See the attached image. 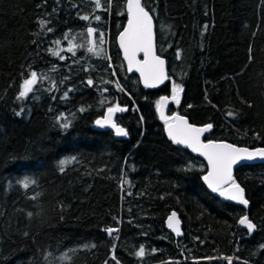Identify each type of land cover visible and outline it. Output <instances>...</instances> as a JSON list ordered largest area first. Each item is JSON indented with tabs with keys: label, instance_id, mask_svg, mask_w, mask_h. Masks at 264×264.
<instances>
[{
	"label": "trees",
	"instance_id": "16d2710c",
	"mask_svg": "<svg viewBox=\"0 0 264 264\" xmlns=\"http://www.w3.org/2000/svg\"><path fill=\"white\" fill-rule=\"evenodd\" d=\"M124 1L0 0V264H264V163L233 172L246 209L224 201L156 114L165 94L167 115L212 125L204 140L264 147V0H141L167 72L155 90L121 60ZM32 71L45 78L17 100ZM116 105L128 136L91 128Z\"/></svg>",
	"mask_w": 264,
	"mask_h": 264
},
{
	"label": "snow or ice",
	"instance_id": "6c2138e0",
	"mask_svg": "<svg viewBox=\"0 0 264 264\" xmlns=\"http://www.w3.org/2000/svg\"><path fill=\"white\" fill-rule=\"evenodd\" d=\"M107 4H111V0H105ZM97 8H100L101 0H95ZM126 8L128 15V25L119 35L120 47L124 51L125 59L128 61V70L132 71L135 66V70L140 72L144 84L146 87H154L155 82H162L167 79L164 71V61L160 59L154 52L153 44V24L152 17L149 12L142 6L141 0H126ZM84 20H88V16L81 17ZM96 20L100 17L96 16ZM41 25L45 22L40 21ZM52 31V29H48ZM96 30L92 27L87 28V35L91 37ZM67 37V34H65ZM59 44V41H56ZM99 43H104L103 33H100ZM72 51L71 48L68 49ZM89 52H93V48L88 49ZM143 52L144 59L139 61L136 59V53ZM53 55H59V53H53ZM63 59V57H60ZM45 77L39 76L36 71L30 73L29 78L24 79L20 85V91L17 96V100L25 99L29 93H32L34 87L39 83L41 79ZM89 86L93 85V81L90 79L87 81ZM119 87V85H117ZM182 91V88L178 84L173 85V99L179 102L178 93ZM67 95V93H65ZM167 97H161L157 101V110H161V105L167 101ZM83 110V109H82ZM126 111V108L119 105L108 107L106 113L101 119H97L95 124L100 127H110L114 129L117 137H126L129 135L128 131L119 126L114 121V115ZM20 112H16V115H20ZM58 121L60 117L57 118ZM161 119L165 121V129L169 138L177 145H185L192 149L193 152H199L208 161L207 175L203 177L208 187L213 192H218L220 196L226 197L230 201H236L241 205H248V200L245 199L244 190L236 183L232 177V168L234 165L241 161H253L255 159H264V148H258L254 151H250L246 148H237L231 144L226 143H202L200 136L201 133L208 131L212 125L209 124L204 128H195L188 124L182 116L165 117L161 112ZM62 128L67 129L70 127V122H62L60 125ZM67 160H61V171L64 170V166L68 163ZM191 166H189L190 170ZM30 183L34 181L25 180L23 187L28 188ZM176 218V213L173 212L169 217L168 227L172 228L179 235L178 227H174L172 221ZM241 225H246L248 231L251 233L255 225L249 221L245 216L240 219ZM178 224V221H177ZM109 235H112L116 229L109 228L106 230ZM137 257H143L145 254L143 246L136 253ZM107 264V262H106ZM231 264V262H230Z\"/></svg>",
	"mask_w": 264,
	"mask_h": 264
},
{
	"label": "water",
	"instance_id": "95a60500",
	"mask_svg": "<svg viewBox=\"0 0 264 264\" xmlns=\"http://www.w3.org/2000/svg\"><path fill=\"white\" fill-rule=\"evenodd\" d=\"M124 10H125V21H124V23H123L122 28L118 31V33H117L116 36H115V42H116V45H117V48H118V51H119V54H120L121 60H122V62H123V64H124L125 71H126L127 74H134V75L136 76V78H137V80H138V83H139V85H140L141 87H144V88H147V89H150V90L158 89V88H160L161 86H163V85L166 83L167 79H164L162 82H159V81H158V82H155V86H154V87H146L145 84H144V80L142 79V77H141V75H140V72H138V71L135 70V66L133 67V70H132V71H129V70H128V61L125 59L124 51H123V49L120 47V42H119V35H120V33H121V32L124 30V28L127 27V25H128V15H127V8H126V0L124 1ZM149 15H150V14H149ZM150 16H151V15H150ZM152 24H153V20H152ZM153 44H154V49H153V50H154L155 54H156L160 59H162V60L164 61V71H165V74H166V76H167L166 67H165V60H164L163 57L159 56V55L156 53V48H155V37H154V24H153ZM136 59L139 60V61H143V59H144V54H143V52H138V53H136ZM161 97H167V95H165V94H161V95L158 97L157 101H159ZM167 98H168V97H167ZM167 104H168V99H167V101H166L165 103H163V104L161 105V110H160V111L157 110V106H156V114H157V116H158V119H159V121H161V122L163 123V125H162V131H163V135H164V137H165L170 143H172L173 145L185 149L189 154H191L192 156L197 157L198 159H200L201 161H203V163L205 164V172H204L203 175L201 176V183H202V185L204 186V188L207 190L208 193H210L211 195H217L218 197H220V199H222V200H224V201H227V202L232 203V204H235V205H239V206L243 207L244 209H246L248 205L245 206V205H241V204H239V203L236 202V201H230V200H228L226 197H222V196H220L218 192H213V191L208 187L207 183H206V182L204 181V179H203V177H204L205 175H207V171H208V168H207L208 161H207V159H206L204 156L200 155L199 152H193L191 148H189V147H187V146H185V145H177V144H175V143L169 138V136H168V134H167V131H166V129H165V121H164L163 119H161V112H163V114H164L165 117L182 116L185 120H187V119H186V117H185L184 115H181V114H179V113H175V112L171 113L170 115H167V114H166ZM156 105H157V104H156ZM106 111H107V109L103 111V113H102L101 116H99V117H97L96 119L93 120V122L91 123V128L94 129V130H101V131H105V130H107V131H110V132H112V134H113V136H114L115 138H120V137H117V136L115 135V131H114V129H111L110 127H107V126L102 128V127L97 126V125L95 124V121H96L97 119H101V118L103 117V115L106 113ZM114 121H115V120H114ZM187 122H188V120H187ZM188 124H190L191 126H193V127H195V128H204V127H206V126L208 125V124H200V125H198V124H193V123H190V122H188ZM119 126H120V125H119ZM204 133H205V132L201 133L200 139H201V142H202V143H205V144L208 143V142H213V143H226V144H231V145H233V146H235V147H237V148H246V149H248V150H250V151H254L255 149H258V148H264L263 146H256V147L240 146V145H235V144H232V143L227 142V141H224V140H213V139H207V140H204V139H203ZM258 163H264V159H259V158H258V159H255V160H253V161H241V162H239L238 164H236V165L233 166V168H232V175H233L234 170H235L238 166H241V165H248V164H258ZM173 212H174V211H171V212L169 213V215L166 217V220H165L166 228H167L168 231H170V232L173 234V236H175V237H180V236H181V221H180L179 217L177 216V214H176V218L172 221V223H173L174 227H178V229H179V233H180V234L177 235V232H176V231H174L172 228H169V227H168V224H169V217L172 215ZM245 216H246L245 214L242 215V216H240V217L238 218V220H237V223H238V225H239L240 227L244 228L247 232H249L248 229H247V226H246V225H241V224L239 223L240 219L243 218V217H245ZM177 221H178V224H177ZM249 233H250V232H249Z\"/></svg>",
	"mask_w": 264,
	"mask_h": 264
},
{
	"label": "rangeland",
	"instance_id": "374dc122",
	"mask_svg": "<svg viewBox=\"0 0 264 264\" xmlns=\"http://www.w3.org/2000/svg\"><path fill=\"white\" fill-rule=\"evenodd\" d=\"M172 98H173V96H172ZM174 100V99H173ZM175 102H176V100H174Z\"/></svg>",
	"mask_w": 264,
	"mask_h": 264
}]
</instances>
